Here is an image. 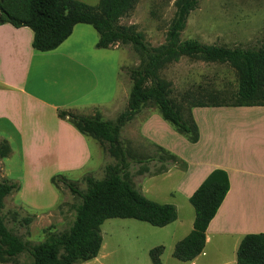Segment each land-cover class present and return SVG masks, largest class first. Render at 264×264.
I'll return each instance as SVG.
<instances>
[{
    "label": "crops",
    "instance_id": "obj_1",
    "mask_svg": "<svg viewBox=\"0 0 264 264\" xmlns=\"http://www.w3.org/2000/svg\"><path fill=\"white\" fill-rule=\"evenodd\" d=\"M32 38L27 26L0 24V138L14 141L23 158L26 152L46 151L63 161L65 169L84 167L91 158L90 142L97 147L99 142L59 118L57 110L103 116L105 106H115L119 49L97 48L98 34L86 23L75 24L52 50H35ZM123 92L127 97L129 88L124 86ZM192 115L199 138L181 141V150L148 133L153 116L142 121V136L175 154L182 167L145 172L140 191L151 200L174 204L177 218L161 228L185 231L186 236L195 216L189 197L213 169H224L229 189L206 228L202 252L192 260H177L236 264L243 235L264 232V105L194 107ZM156 179L169 182L167 189L152 182Z\"/></svg>",
    "mask_w": 264,
    "mask_h": 264
},
{
    "label": "trees",
    "instance_id": "obj_2",
    "mask_svg": "<svg viewBox=\"0 0 264 264\" xmlns=\"http://www.w3.org/2000/svg\"><path fill=\"white\" fill-rule=\"evenodd\" d=\"M137 1L99 0L97 5L92 6L80 0H0V24L7 22L14 27H29L33 32L31 44L35 50L56 48L71 34L75 24L86 23L98 34L95 43L97 48H112L118 43L132 41L137 48L146 52L150 61L144 67L127 69L132 81L127 110L115 122L102 118L99 112L83 115L67 109L57 110L59 118L71 123L82 135L96 139L110 156L118 159L121 167H126L127 162L119 141L120 129L147 102L153 103L162 119L190 143H195L199 138L192 108L264 105V48L208 45L196 39L181 41L179 35L197 0H174L175 12L166 42L148 49L138 35L133 37L127 27L115 24L118 18L133 10ZM181 55L205 62L228 63L238 75L235 101L226 103L217 93H208V97H193L184 104L183 100L176 102L171 97L170 81L156 79L154 83L148 84L150 75L155 76L156 69ZM10 147L7 139L0 138V158L11 153ZM159 148L166 152L171 164L180 161L175 154ZM104 170L105 176L102 179H95L89 174L83 177L86 184L84 191L62 173L50 177L51 184L56 187L60 184L65 186L73 195L80 196L81 202L75 207V217L67 231L32 245L29 249L8 229L2 215L5 197L12 191H18L20 184L1 179L0 263L17 258L27 249L32 256V264H80L98 255L102 245L100 225L107 218H135L158 227L177 218L174 204L149 199L123 178L116 166L107 164ZM229 184L227 172L215 168L191 194L189 202L195 213L193 227L175 243L173 256L176 259L192 260L202 252L206 228L228 192ZM12 214L16 215L15 212ZM162 250V246L149 249L152 264H162ZM236 264H264V232L243 235L236 249Z\"/></svg>",
    "mask_w": 264,
    "mask_h": 264
},
{
    "label": "rangeland",
    "instance_id": "obj_3",
    "mask_svg": "<svg viewBox=\"0 0 264 264\" xmlns=\"http://www.w3.org/2000/svg\"><path fill=\"white\" fill-rule=\"evenodd\" d=\"M84 2L95 6L99 1ZM174 12V0H138L133 10L118 18L115 24L127 27L131 36L138 35L145 46L152 49L166 42ZM179 39H196L208 45L264 48V0H197L195 8L187 15ZM114 47L119 49L121 56L118 99L115 106L104 107L102 116L112 122L127 110L128 96L124 97L123 90L124 86L130 90L132 85L127 69L142 68L150 61L146 52L132 41L118 43ZM156 79L170 81L171 97L176 102L183 100L184 104L193 97H208V93H217L226 103H233L238 88L237 72L228 63L205 62L185 55L156 69L155 76L150 75L148 84ZM151 116L147 126L151 136L180 150L181 141L187 140L162 119L153 103L147 102L120 129L119 141L126 155V167H121L118 159L110 156L103 145L99 143L97 147L92 141L89 162L81 168L65 169V163L52 152H26L25 158L21 157L16 143L7 138L12 151L1 158L0 180L4 178L20 184L18 191H12L4 199L2 215L8 229L29 249L71 227L75 207L81 202V197L73 195L61 184L58 187L51 184L50 177L54 174L62 173L84 191L86 184L83 177L89 174L95 179H102L105 165L110 164L140 190L145 172H159L173 166L166 152L142 136V121ZM175 165L181 168L182 162L178 161ZM152 182L163 189L169 185V182L160 179ZM14 212L16 215L12 214ZM170 229L135 218H107L100 225L101 249L95 262L89 264H152L148 251L156 246L163 247L161 263L179 264L181 262L174 258L173 249L185 231L172 233ZM4 264H32V256L26 249Z\"/></svg>",
    "mask_w": 264,
    "mask_h": 264
}]
</instances>
